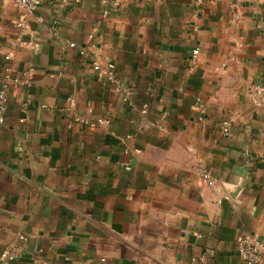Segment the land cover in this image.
<instances>
[{"label": "crops", "instance_id": "1", "mask_svg": "<svg viewBox=\"0 0 264 264\" xmlns=\"http://www.w3.org/2000/svg\"><path fill=\"white\" fill-rule=\"evenodd\" d=\"M6 73L0 261L246 264L238 239L264 242V0H0Z\"/></svg>", "mask_w": 264, "mask_h": 264}, {"label": "built area", "instance_id": "2", "mask_svg": "<svg viewBox=\"0 0 264 264\" xmlns=\"http://www.w3.org/2000/svg\"><path fill=\"white\" fill-rule=\"evenodd\" d=\"M15 3L21 7L27 15L34 14L38 11L42 0H14ZM64 2H67L69 0H61ZM80 1V0H76ZM25 21L21 20L18 22V26L22 27L24 25ZM74 46V43L71 44ZM199 52V49H195L194 53L197 54ZM7 58H10L9 55H7ZM96 69H101V65L97 63L95 65ZM108 69V74H113V65H110ZM28 74V72H27ZM12 77L10 73H6L3 81L1 83L0 87V124L4 123L5 117H6V109L7 104L9 101L8 96V90L9 86L12 82ZM250 93L253 96V100L256 104L262 103V98L264 97V88L261 86H253L248 89ZM101 121V120H100ZM222 132L227 134L230 130V120L226 119L221 124ZM127 169H130L131 167L127 164ZM197 173L200 175V177L206 181L211 186H216L215 179L212 177L210 173L205 171L200 165L196 167ZM236 250L240 258L246 263V264H264V242L260 240L259 238L252 236V235H245L243 237H240L236 243ZM15 253L12 247L8 248L7 251L4 253L0 264H12Z\"/></svg>", "mask_w": 264, "mask_h": 264}]
</instances>
